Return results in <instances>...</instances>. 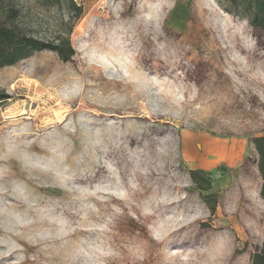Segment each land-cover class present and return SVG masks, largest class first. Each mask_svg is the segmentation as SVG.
I'll list each match as a JSON object with an SVG mask.
<instances>
[{
    "label": "rangeland",
    "instance_id": "obj_1",
    "mask_svg": "<svg viewBox=\"0 0 264 264\" xmlns=\"http://www.w3.org/2000/svg\"><path fill=\"white\" fill-rule=\"evenodd\" d=\"M72 1L78 18L71 0H0L75 51L0 68V264H251L264 34L218 0Z\"/></svg>",
    "mask_w": 264,
    "mask_h": 264
},
{
    "label": "trees",
    "instance_id": "obj_2",
    "mask_svg": "<svg viewBox=\"0 0 264 264\" xmlns=\"http://www.w3.org/2000/svg\"><path fill=\"white\" fill-rule=\"evenodd\" d=\"M224 10L234 13L248 20L250 25L264 34V0H218ZM0 17V68L13 66L18 62L29 58L33 53L47 50L57 54L63 62H68L75 54L69 40L62 39L58 44L42 42L21 33L14 24L17 19V11L12 7H1ZM71 10L76 18L82 14L80 6H76L71 0ZM7 95L0 94V100H5ZM256 155V167L261 179L260 197L264 199V135L250 139ZM189 179L193 188L198 191L203 203L211 214H214L218 202L217 195L212 192V178L209 173L193 169L188 170ZM251 264H264V237L262 244L253 252Z\"/></svg>",
    "mask_w": 264,
    "mask_h": 264
},
{
    "label": "bare ground",
    "instance_id": "obj_3",
    "mask_svg": "<svg viewBox=\"0 0 264 264\" xmlns=\"http://www.w3.org/2000/svg\"><path fill=\"white\" fill-rule=\"evenodd\" d=\"M206 149V151H208V152H210L209 153V155H210V161L212 160V161H214V159H217V155H216V153L214 152V150L213 149H207V148H205ZM212 152H214V153H212Z\"/></svg>",
    "mask_w": 264,
    "mask_h": 264
}]
</instances>
